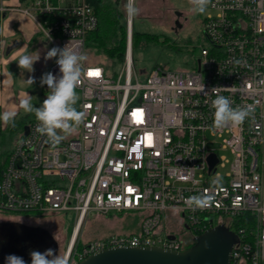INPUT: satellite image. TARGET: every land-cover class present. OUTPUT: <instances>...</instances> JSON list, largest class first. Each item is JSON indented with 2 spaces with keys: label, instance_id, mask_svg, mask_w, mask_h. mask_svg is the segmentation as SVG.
<instances>
[{
  "label": "built area",
  "instance_id": "1",
  "mask_svg": "<svg viewBox=\"0 0 264 264\" xmlns=\"http://www.w3.org/2000/svg\"><path fill=\"white\" fill-rule=\"evenodd\" d=\"M10 11L32 18L53 47L68 45L86 57L77 87L78 111L86 115L58 145L36 131L34 117L13 148L0 152V211L75 212L70 264L107 247L186 249L217 226L237 236L230 264H264V0H211L196 67L158 66L144 80L131 53L133 19L126 16L121 68L107 75L87 56V36L99 25L88 0H0V27ZM57 58L46 73L59 78ZM217 95L234 108L250 106V116L213 131ZM4 131L0 124V136ZM206 191L214 198L209 208L185 203ZM167 211L181 217V231L167 227ZM122 212L140 218L137 231L90 239L74 250L89 215Z\"/></svg>",
  "mask_w": 264,
  "mask_h": 264
},
{
  "label": "rangeland",
  "instance_id": "2",
  "mask_svg": "<svg viewBox=\"0 0 264 264\" xmlns=\"http://www.w3.org/2000/svg\"><path fill=\"white\" fill-rule=\"evenodd\" d=\"M125 3L126 0H122L123 6ZM136 3L140 13L133 19V29L138 33V39L134 43L132 54L135 71H137L140 80H144L146 75L158 66L171 70H187L196 67L197 60L201 55L200 44L205 43L202 21L206 12L204 14L194 12L189 0H136ZM7 17L6 12L2 15L1 20L5 21ZM146 33L155 34L158 38L148 39ZM39 39L44 42L45 48L47 47L48 50L53 48L49 42L46 43L45 35L39 36ZM3 55L4 52H0V57ZM45 56H43L44 60ZM87 56L91 58L89 60L92 64H94L92 60H104L103 55H98L95 51H87ZM54 60L55 58L50 59L49 65ZM33 68L34 71L31 73L20 69L15 85L22 100L30 98L34 107H40L47 98L49 90L45 92L42 89L41 78H39L42 72L37 69V62L34 63ZM30 77L35 80L33 84L27 82ZM76 92L79 96L75 105L78 111L81 91L76 88ZM34 117V113H26L20 108L19 113L14 118L15 126L8 128L11 123L5 124L4 134L0 136V152L13 148L14 140ZM221 154H226L228 158L231 157L229 151H222ZM220 170L225 171V169ZM75 220L76 214L73 211L56 213L0 211V222L17 221L23 224L45 227L46 232L51 233L60 242L59 255L61 256L67 255ZM166 224L171 230H182L181 217H173L169 211L166 213ZM139 228L140 218L130 212L109 215L93 213L87 217L85 224L80 228L74 250L79 249V242H86L90 239L115 233L133 232Z\"/></svg>",
  "mask_w": 264,
  "mask_h": 264
},
{
  "label": "clouds",
  "instance_id": "3",
  "mask_svg": "<svg viewBox=\"0 0 264 264\" xmlns=\"http://www.w3.org/2000/svg\"><path fill=\"white\" fill-rule=\"evenodd\" d=\"M210 2L211 0H189L192 10L197 14H204ZM123 7L129 20L134 19L140 13L136 0H126ZM48 37L50 40L49 33ZM52 58H57L56 63L62 75L57 78L51 72L45 73L41 77L40 83L41 86H48L49 93L42 105L34 107L29 98L21 100L20 108L26 113H34L38 121L36 131L42 136L46 135L52 144L58 145L67 135L76 130L84 121L86 115L83 111H77L75 107L79 100L76 88L81 82L82 62L86 57L66 45L64 48L53 47L48 50L45 60ZM39 59V54L36 57L30 54L21 55L17 61L18 67L31 73L34 71V63ZM27 82L33 84L35 80L30 77ZM212 107L214 109L213 124L211 126L213 131L228 126H240L252 112L250 106L232 107V101L222 95L216 96L212 101ZM15 115V112H5L0 115V120L5 124L12 123L14 127ZM58 130L63 134H59ZM219 182V178L213 181L214 184H218ZM213 199V196L206 191L204 194L187 198L185 203L189 208L194 210H204L212 205ZM30 256L31 264H69V257L67 255H55L52 249H47L43 253L32 251ZM5 259L6 264H25L23 258L16 255H8Z\"/></svg>",
  "mask_w": 264,
  "mask_h": 264
},
{
  "label": "water",
  "instance_id": "4",
  "mask_svg": "<svg viewBox=\"0 0 264 264\" xmlns=\"http://www.w3.org/2000/svg\"><path fill=\"white\" fill-rule=\"evenodd\" d=\"M27 130V127H25ZM215 159L211 158V166ZM175 235H170L174 238ZM236 234L223 226L210 228L182 250L160 246H115L96 251L78 264H230Z\"/></svg>",
  "mask_w": 264,
  "mask_h": 264
},
{
  "label": "crops",
  "instance_id": "5",
  "mask_svg": "<svg viewBox=\"0 0 264 264\" xmlns=\"http://www.w3.org/2000/svg\"><path fill=\"white\" fill-rule=\"evenodd\" d=\"M7 14V19L1 20L0 27L4 52V55L0 57V115L5 112L19 113L22 98L15 83L18 72H20L17 61L21 55L30 54L36 57L39 54L40 59L36 61L37 69L42 72L39 78L50 67V59L44 60L43 58L48 48H45L44 42L39 39V36H44V34L38 29L35 21L18 11H10ZM46 43L48 44V41ZM0 124L5 125L2 120Z\"/></svg>",
  "mask_w": 264,
  "mask_h": 264
},
{
  "label": "trees",
  "instance_id": "6",
  "mask_svg": "<svg viewBox=\"0 0 264 264\" xmlns=\"http://www.w3.org/2000/svg\"><path fill=\"white\" fill-rule=\"evenodd\" d=\"M99 18L98 28L90 32L86 39L87 51L103 55L104 60L95 61L105 67L107 75H116L125 59L127 47V22L122 0H88ZM1 30V29H0ZM147 38L157 39L155 34L146 33ZM133 46L138 33L133 31ZM1 45V31H0ZM88 59H91L88 57ZM94 61V60H93ZM117 69V70H116ZM46 92L45 85L42 86ZM31 119L30 121H32ZM24 124L26 122H23ZM12 123L8 128H12ZM27 213V212H25ZM137 231V230H135ZM84 242H79L80 248Z\"/></svg>",
  "mask_w": 264,
  "mask_h": 264
},
{
  "label": "flooded vegetation",
  "instance_id": "7",
  "mask_svg": "<svg viewBox=\"0 0 264 264\" xmlns=\"http://www.w3.org/2000/svg\"><path fill=\"white\" fill-rule=\"evenodd\" d=\"M47 249L59 255L61 244L51 233L46 232L45 227L17 221L0 222V264H6L8 255L22 257L25 264H31L32 251L43 253Z\"/></svg>",
  "mask_w": 264,
  "mask_h": 264
},
{
  "label": "bare ground",
  "instance_id": "8",
  "mask_svg": "<svg viewBox=\"0 0 264 264\" xmlns=\"http://www.w3.org/2000/svg\"><path fill=\"white\" fill-rule=\"evenodd\" d=\"M132 51H133V43H132L131 53H132ZM76 230H77V228H76ZM76 234H77V231H75V233L73 234V237H72V241H71V242L74 241V239H75V237H76ZM71 247H72V244H70V246H69V248H68L67 255L69 254V252H70V250H71Z\"/></svg>",
  "mask_w": 264,
  "mask_h": 264
},
{
  "label": "snow or ice",
  "instance_id": "9",
  "mask_svg": "<svg viewBox=\"0 0 264 264\" xmlns=\"http://www.w3.org/2000/svg\"><path fill=\"white\" fill-rule=\"evenodd\" d=\"M89 75L95 76V75H98V72L90 71ZM129 191H131V190H129Z\"/></svg>",
  "mask_w": 264,
  "mask_h": 264
}]
</instances>
